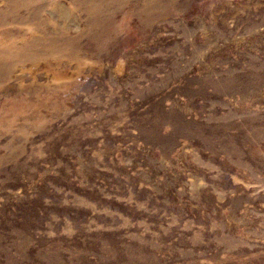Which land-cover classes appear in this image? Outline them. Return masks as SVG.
Returning <instances> with one entry per match:
<instances>
[{
  "label": "rangeland",
  "instance_id": "obj_1",
  "mask_svg": "<svg viewBox=\"0 0 264 264\" xmlns=\"http://www.w3.org/2000/svg\"><path fill=\"white\" fill-rule=\"evenodd\" d=\"M0 264H264V0H0Z\"/></svg>",
  "mask_w": 264,
  "mask_h": 264
}]
</instances>
